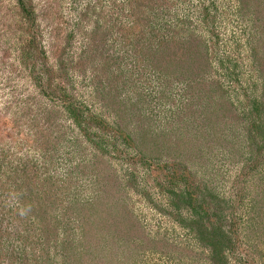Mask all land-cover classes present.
Segmentation results:
<instances>
[{
  "label": "rangeland",
  "instance_id": "1",
  "mask_svg": "<svg viewBox=\"0 0 264 264\" xmlns=\"http://www.w3.org/2000/svg\"><path fill=\"white\" fill-rule=\"evenodd\" d=\"M22 1L34 18L0 0V264H210L174 175L241 224L230 263L258 260L264 191L235 139L264 0Z\"/></svg>",
  "mask_w": 264,
  "mask_h": 264
},
{
  "label": "trees",
  "instance_id": "2",
  "mask_svg": "<svg viewBox=\"0 0 264 264\" xmlns=\"http://www.w3.org/2000/svg\"><path fill=\"white\" fill-rule=\"evenodd\" d=\"M19 2L26 16L29 18L33 16L34 18L33 10L28 11L25 3L22 0H19ZM33 42L34 41L30 39V41H28V44L31 45ZM260 88H263V94L261 98L257 95L254 96L248 95L247 93L244 94L245 99L252 101L249 105L247 113L239 115L234 110L237 114V119L239 120L238 122H240L239 128L241 127V131H237V138L235 140L237 144H240L238 150H241L242 154H244V151L246 152L244 157L246 155H249V160L246 159L245 163L242 164L243 166L248 165L249 170V174L247 173V171H245L244 176L251 175L253 178H255V180H257L258 186L261 187V189L263 188L264 191V171L262 169L261 171H258L260 166H264V81H262V84L260 83ZM229 105L232 106V104ZM67 108L71 112L70 116L74 119L75 122H78V113L75 111V109L71 110L70 107ZM230 140L231 136L230 138L228 137L227 142L229 143ZM234 146L235 144H233V147ZM228 149L232 155L237 151L236 149ZM175 178L176 176L174 175L172 181L170 179L168 180L167 189L164 186L163 187L167 190L166 193L168 194V197H172L171 202L173 204L175 200H179L178 203L184 204L185 209H187V211L191 213V220L189 223H187L186 226H188L193 233L196 245L207 251V259L209 260L210 264H231L229 255L235 253L236 251V245L238 244V241L237 239L235 240V234H237V230L241 224H239V222H233L225 226L223 225L225 224L224 220L226 218V215L224 214V209L221 207L222 205H218L220 204V201H216L218 207L211 213L206 212V208L202 207L201 205L198 207L200 209V212L197 211L195 200L198 199L199 195L192 190V182L188 181V179L185 178L184 186L179 190H174L173 187L175 186ZM205 189V194L203 195L204 198L205 196H210V198H212V201H215L217 198L216 195L207 194L206 192L210 191H207V188ZM258 198L259 197L252 200V211H256L257 214L263 215L264 208L257 206L259 204V201L261 203L262 200H258ZM176 207L178 208L177 210L180 209V205L176 204ZM193 215L197 218L192 217ZM253 219L254 218L250 217V222H252ZM250 252H254V254L259 255L258 260H255L253 258L252 262H248V260L244 259L245 264H264V252L262 249L256 246H251L249 253Z\"/></svg>",
  "mask_w": 264,
  "mask_h": 264
}]
</instances>
